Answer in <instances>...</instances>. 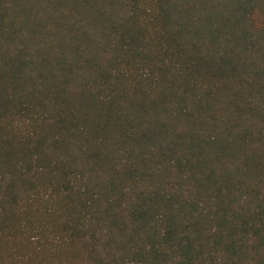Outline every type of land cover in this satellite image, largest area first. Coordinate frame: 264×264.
<instances>
[{"label": "trees", "instance_id": "16d2710c", "mask_svg": "<svg viewBox=\"0 0 264 264\" xmlns=\"http://www.w3.org/2000/svg\"><path fill=\"white\" fill-rule=\"evenodd\" d=\"M0 264H264V0H0Z\"/></svg>", "mask_w": 264, "mask_h": 264}]
</instances>
